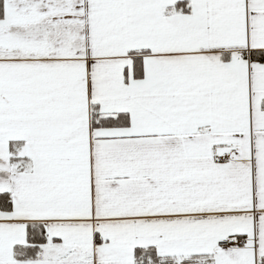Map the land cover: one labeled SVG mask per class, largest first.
Masks as SVG:
<instances>
[{"label": "crops", "instance_id": "0c3cea01", "mask_svg": "<svg viewBox=\"0 0 264 264\" xmlns=\"http://www.w3.org/2000/svg\"><path fill=\"white\" fill-rule=\"evenodd\" d=\"M145 4L146 42L113 53L72 9L31 33L2 0L0 264H264V0ZM30 223L48 242L24 259Z\"/></svg>", "mask_w": 264, "mask_h": 264}, {"label": "rangeland", "instance_id": "374dc122", "mask_svg": "<svg viewBox=\"0 0 264 264\" xmlns=\"http://www.w3.org/2000/svg\"><path fill=\"white\" fill-rule=\"evenodd\" d=\"M25 1V0H23ZM146 0H54L53 5L49 6L51 3H48L49 0H26L27 6H30V13L26 14V25L27 31L33 33V29L38 31L39 28H34L32 21L35 19L39 20L40 11H51L53 8L58 10L72 9L69 12L72 15L68 14H59V18H67L66 20H59V22H67L74 27V30L77 27L82 26L83 18L86 22L89 23L90 31V42L97 46V44H106L114 45L107 46L113 51V53H124L128 49L136 46H140L145 40V35L150 27V20L152 16L148 14V9L145 4ZM47 2V3H44ZM47 5V6H46ZM34 8V9H32ZM38 8V9H37ZM27 12L29 9H26ZM38 10H40L38 12ZM63 13V12H61ZM161 20L160 13L154 14V19ZM42 17L48 18L49 14H42ZM58 22V26H62ZM42 31H45V28L48 26V20L44 23H41ZM64 25V23H63ZM69 26V25H68ZM148 26V30H147ZM147 30V31H146ZM60 29H58L59 33ZM160 32V30H159ZM105 48V46H104ZM220 147L218 150L222 152V148L226 150L230 148ZM175 264H182L177 262Z\"/></svg>", "mask_w": 264, "mask_h": 264}, {"label": "trees", "instance_id": "16d2710c", "mask_svg": "<svg viewBox=\"0 0 264 264\" xmlns=\"http://www.w3.org/2000/svg\"><path fill=\"white\" fill-rule=\"evenodd\" d=\"M2 0H0V7ZM125 115H118L116 119L124 118ZM92 124L94 127H109L116 125V120L113 117H102L99 108L94 106L92 113ZM11 144V151H12ZM13 208L12 198L9 192H0V210L11 211ZM48 242L46 228L42 223H30L28 226V244L24 246V259H34L38 256L41 246ZM151 248H136L135 260L136 264H161V258L157 256Z\"/></svg>", "mask_w": 264, "mask_h": 264}, {"label": "built area", "instance_id": "2783aa9c", "mask_svg": "<svg viewBox=\"0 0 264 264\" xmlns=\"http://www.w3.org/2000/svg\"><path fill=\"white\" fill-rule=\"evenodd\" d=\"M236 150H233L235 153ZM221 160L224 159V157L220 158ZM245 245L253 246V243L243 241L242 239L238 238H226L218 242L219 247H225V248H237V247H242Z\"/></svg>", "mask_w": 264, "mask_h": 264}]
</instances>
